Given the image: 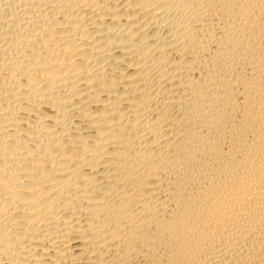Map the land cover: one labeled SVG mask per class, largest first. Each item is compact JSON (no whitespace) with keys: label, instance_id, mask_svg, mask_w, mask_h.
<instances>
[{"label":"bare ground","instance_id":"6f19581e","mask_svg":"<svg viewBox=\"0 0 264 264\" xmlns=\"http://www.w3.org/2000/svg\"><path fill=\"white\" fill-rule=\"evenodd\" d=\"M0 264H264V0H0Z\"/></svg>","mask_w":264,"mask_h":264}]
</instances>
